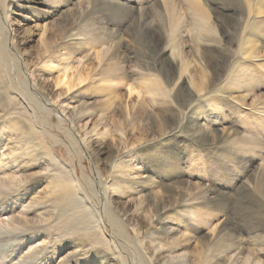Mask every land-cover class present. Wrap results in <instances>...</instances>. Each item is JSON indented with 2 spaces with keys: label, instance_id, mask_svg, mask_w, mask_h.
I'll use <instances>...</instances> for the list:
<instances>
[{
  "label": "rangeland",
  "instance_id": "rangeland-1",
  "mask_svg": "<svg viewBox=\"0 0 264 264\" xmlns=\"http://www.w3.org/2000/svg\"><path fill=\"white\" fill-rule=\"evenodd\" d=\"M0 264H264V0H0Z\"/></svg>",
  "mask_w": 264,
  "mask_h": 264
},
{
  "label": "bare ground",
  "instance_id": "bare-ground-1",
  "mask_svg": "<svg viewBox=\"0 0 264 264\" xmlns=\"http://www.w3.org/2000/svg\"><path fill=\"white\" fill-rule=\"evenodd\" d=\"M176 63V62H175ZM95 160H97V158L95 159ZM98 161V160H97Z\"/></svg>",
  "mask_w": 264,
  "mask_h": 264
}]
</instances>
